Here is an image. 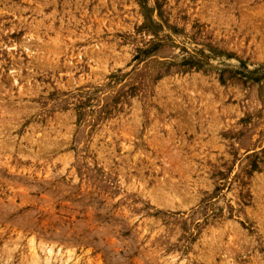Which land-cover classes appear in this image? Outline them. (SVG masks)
Instances as JSON below:
<instances>
[{
	"label": "rangeland",
	"instance_id": "1",
	"mask_svg": "<svg viewBox=\"0 0 264 264\" xmlns=\"http://www.w3.org/2000/svg\"><path fill=\"white\" fill-rule=\"evenodd\" d=\"M0 264H264V0H0Z\"/></svg>",
	"mask_w": 264,
	"mask_h": 264
}]
</instances>
